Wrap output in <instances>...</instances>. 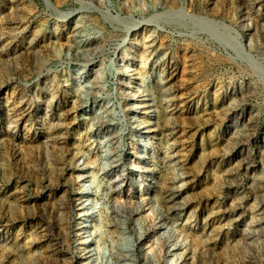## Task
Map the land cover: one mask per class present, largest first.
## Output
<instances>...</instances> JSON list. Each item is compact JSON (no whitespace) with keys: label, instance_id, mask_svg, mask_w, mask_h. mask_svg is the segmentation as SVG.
I'll use <instances>...</instances> for the list:
<instances>
[{"label":"rangeland","instance_id":"rangeland-1","mask_svg":"<svg viewBox=\"0 0 264 264\" xmlns=\"http://www.w3.org/2000/svg\"><path fill=\"white\" fill-rule=\"evenodd\" d=\"M173 258L264 264V0H0V264Z\"/></svg>","mask_w":264,"mask_h":264},{"label":"bare ground","instance_id":"bare-ground-1","mask_svg":"<svg viewBox=\"0 0 264 264\" xmlns=\"http://www.w3.org/2000/svg\"><path fill=\"white\" fill-rule=\"evenodd\" d=\"M21 32V31H20ZM154 50V49H153ZM156 50V49H155ZM166 83V82H165ZM163 84V83H162ZM148 107V106H147ZM136 108H138V107H136ZM243 136V135H242ZM88 187H86L81 193H80V200L82 201V199L83 198H85V197H87L88 196V194H89V192H88ZM177 189V188H176ZM91 191V190H90ZM173 191V190H172ZM175 190H174V193H173V196H172V198H174V196H175ZM83 203V202H82ZM81 203V204H82ZM83 206H84V204H83ZM92 208H94V204H93V207ZM93 210V209H92ZM90 211H91V209H87L84 213V215H83V217H86V216H88V215H90V218H89V220H91L92 218H93V215L92 214H90ZM81 220V219H80ZM82 221H84V220H82ZM82 222L81 221H79L78 222V224L77 225H79V224H81ZM84 224V223H83ZM79 230H81V231H83L84 230V227H80V229ZM85 233V232H84ZM86 242H88V241H86ZM179 242H174L173 244H174V247H172L171 249H170V251H169V253H167V254H169V255H171V254H174V255H177L178 254V251L181 249L180 247L181 246H179V244H178ZM83 244H85V243H83ZM88 244V243H87ZM86 245V244H85ZM87 252V251H86ZM84 254V256L86 257L89 253H83ZM168 264H183L182 262L181 263H179V262H177V261H174V258L173 259H171L170 260V262L168 263Z\"/></svg>","mask_w":264,"mask_h":264}]
</instances>
